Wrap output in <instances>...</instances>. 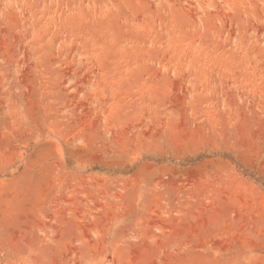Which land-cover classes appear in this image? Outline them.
<instances>
[{
	"label": "rangeland",
	"instance_id": "rangeland-1",
	"mask_svg": "<svg viewBox=\"0 0 264 264\" xmlns=\"http://www.w3.org/2000/svg\"><path fill=\"white\" fill-rule=\"evenodd\" d=\"M0 264H264V0H0Z\"/></svg>",
	"mask_w": 264,
	"mask_h": 264
}]
</instances>
